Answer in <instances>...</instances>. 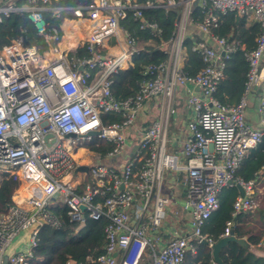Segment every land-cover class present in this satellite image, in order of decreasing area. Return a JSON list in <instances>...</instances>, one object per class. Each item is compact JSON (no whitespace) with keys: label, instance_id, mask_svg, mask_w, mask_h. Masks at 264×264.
Here are the masks:
<instances>
[{"label":"built area","instance_id":"2783aa9c","mask_svg":"<svg viewBox=\"0 0 264 264\" xmlns=\"http://www.w3.org/2000/svg\"><path fill=\"white\" fill-rule=\"evenodd\" d=\"M61 1L0 0V23L12 13H27L49 50L57 53L46 60V50L40 51L36 43L24 45L19 38H12L0 49V176L18 182L13 203L0 214V264L30 263L44 225L41 220L56 227L60 224L48 209L56 198L69 206L74 221L84 222V213L108 219L106 252L89 263L69 259L67 264H143L149 249V264H184L187 251H195L185 235L176 234L156 248L146 233L149 226L159 228L167 216L170 198L163 192L166 170H186L184 207L192 215V235L207 239L209 245L214 242L202 234V227L219 208V193L224 188L241 186L245 195L235 199L232 218L226 221L221 238L231 234L240 212L258 206L252 197L255 179L236 177V171L264 137V0H92L76 7ZM158 8L177 11L174 35L159 46L166 58L146 64V79L139 92L118 100L112 93V75L133 66L134 54L143 49L121 21L132 15L142 30L160 36L159 24L144 16V10ZM197 8L202 13L200 20L194 15ZM45 12H51L55 19L66 13L65 20L77 22L70 29L77 31L78 39L63 49L65 31L60 34L56 27L49 28ZM229 13L250 16L262 28L257 47L246 53L249 72L245 94L237 105L223 104L215 96L224 78L225 60L239 48L213 33L220 15ZM190 25L205 35L192 46L205 63L194 76L183 71ZM121 36L126 42L124 50L116 54L104 51L110 38ZM148 41L152 39L144 42ZM83 46L91 56H69V51ZM187 84L198 87L199 93L193 91L188 98L192 118L188 123L190 136L183 147L187 162L181 166L179 156L167 150V132L176 112L175 93ZM155 98L159 114L141 133L137 150L120 172L100 161L92 165L83 162L85 153L79 151L86 148L81 142L93 137L115 144L107 157H117L131 147L129 131L144 104ZM254 99H258L259 129L246 117ZM106 113L121 114L124 119L106 124ZM92 131L100 132L94 136ZM136 161L143 162L138 172H134ZM81 165H88L91 181L73 184L71 171L82 172L78 171ZM22 232L28 234L26 242L10 251Z\"/></svg>","mask_w":264,"mask_h":264},{"label":"trees","instance_id":"16d2710c","mask_svg":"<svg viewBox=\"0 0 264 264\" xmlns=\"http://www.w3.org/2000/svg\"><path fill=\"white\" fill-rule=\"evenodd\" d=\"M91 1L62 0L61 4L76 7L88 5ZM65 14L63 13L60 19H55L51 16V12H45L44 16L49 23V28L56 27L62 34ZM194 15L199 20L202 17V13L199 12L198 8L195 9ZM144 16L148 20L158 23L162 28V33L160 36L150 35V33L140 28L139 20L132 15L121 21V24L131 32L137 44L152 39L156 46L147 47L135 53L133 66L119 70L112 75V93L118 100L133 97L139 92L141 84L146 79L143 74L145 65L151 62L157 63L166 58V54L159 46L161 43L169 41L176 29V9L170 11L159 8L146 9L144 10ZM261 31L260 23L250 16H240L235 13L220 15L219 23L217 27L213 28V33L239 45V48L225 60L224 78L220 81L215 93L216 98L221 103L237 105L244 96L249 72L246 53L257 47V39ZM12 38H26L28 42L36 43L40 51L49 50L43 36L37 33L34 25L28 19L27 13L24 12L12 13L0 23V49L9 43ZM198 39L197 36H187L185 39L187 56L183 71L189 76L198 74L205 66L200 53L192 50V46ZM69 56L89 57L91 53L83 46L69 51ZM103 117L106 124L121 122L124 119L121 114L116 113H106ZM114 147L113 142L98 137H93L85 145L87 152H91L96 161L106 159L108 153ZM80 151L82 152V150ZM142 163V161L135 162L134 172L141 169ZM263 166L264 137L259 145L243 159L236 171V177L246 181L254 180ZM92 182L94 183V181ZM17 190V181L12 177L0 176V214L6 210L8 205L13 203V195ZM239 195L240 192L237 186L226 187L219 193V208L202 227L204 236H207L213 242L221 238L220 235L225 229L226 221L232 218L233 203ZM258 207L259 205L256 208L257 211L263 214L264 206ZM48 209L60 224L58 227L51 224L42 225L38 234L37 246L29 264H67L69 259L89 263L106 252L107 237L105 228L108 224L107 218L94 219L88 213H84V222L74 221L69 214V206L63 202L52 204ZM246 214L252 213L240 212L235 219H241ZM233 231L238 238H241L245 233L248 234V243L229 242L220 252L224 264H264V255H259L252 247L261 242V236L252 234L251 231L241 232L238 227L233 228ZM191 243L195 247V251H187L184 264H217L213 259L209 243L197 238L192 239Z\"/></svg>","mask_w":264,"mask_h":264},{"label":"crops","instance_id":"0c3cea01","mask_svg":"<svg viewBox=\"0 0 264 264\" xmlns=\"http://www.w3.org/2000/svg\"><path fill=\"white\" fill-rule=\"evenodd\" d=\"M83 25L88 26L87 21H82ZM77 26V22L73 20H65L63 24V32L65 31L66 38L69 39V43L78 39V33L74 29H70L71 26ZM186 36L204 38L205 35L199 31L195 26L190 25L186 31ZM65 40V39H64ZM66 42V40H65ZM67 43V42H66ZM126 48V42L124 37L116 39L112 37L108 40L105 52L116 54ZM46 60H51L56 57L55 52L46 50L44 52ZM199 93V89L191 84L180 86L175 93V107L176 112L172 115L167 132V150L170 153L177 154L179 156V164L184 166L186 164V157L183 154L184 143L190 136L188 129V123L192 118V110L188 104V98L192 92ZM157 107V109H156ZM159 114V100L152 99L147 101L143 108L139 111L138 117L129 131V137L132 141V146L127 148L121 155L117 157H107L104 160H100L101 163L108 165L111 168L120 172V168L130 159L131 155L137 150L138 138L141 133L152 123V121ZM246 117L249 124L253 128H261L260 115L258 112V99L253 100V104L246 110ZM85 152V149H82ZM82 152L79 151V154ZM85 161V160H84ZM96 161V160H95ZM188 176L184 168L179 170H166L163 192L169 196L170 202L167 206V216L163 221V224L159 228L149 226L146 230L156 248L167 244V242L176 234L185 235L188 241L191 243L195 237L192 235V215L188 209H185L184 202L187 194ZM240 192V191H239ZM264 192V168H262L255 178L254 193L252 197L258 201ZM221 193V192H220ZM139 198V197H137ZM61 198H56L52 204L61 202ZM258 207V208H259ZM257 208V207H256ZM248 210L252 214L244 215L241 219H235L234 227H238L241 232L251 231L252 234L260 235L261 242L252 247L259 255H264V213L261 214L257 209ZM243 212V211H242ZM132 219L134 218V207L130 211ZM254 213V214H253ZM239 215V214H238ZM235 234V233H234ZM27 233L21 234L20 238L23 239L20 244H17L15 250H18L24 245L27 240ZM237 237V235L235 234ZM238 238V237H237ZM244 243H248V234H243L240 238ZM149 258V259H148ZM150 260L148 262V260ZM147 261V262H146ZM152 261V253L149 249L143 260V264H149ZM146 262V263H145Z\"/></svg>","mask_w":264,"mask_h":264},{"label":"rangeland","instance_id":"374dc122","mask_svg":"<svg viewBox=\"0 0 264 264\" xmlns=\"http://www.w3.org/2000/svg\"><path fill=\"white\" fill-rule=\"evenodd\" d=\"M65 39H66V42L69 41L68 38L65 37ZM155 46H156V44H155L154 41H148V42L141 41L138 44V47L139 48H143V49L144 48H147V47H155ZM48 51H50V50H48ZM156 109H157V107H156ZM89 141L90 140H84L83 142H81V145L83 144L85 146ZM82 153H85V154H83L85 156V159H84L85 161H83V162H86L87 164H90V165H92L95 162L94 156H93V154L91 152H87V150H86L85 152L82 151ZM71 173H72L71 183H73V184H78L79 181L80 182L81 181H86V182L87 181H90V176L87 173H84V172L75 173V170H72ZM259 203H260V206L261 205L264 206V192L261 195V197L259 198ZM148 215L149 214H147L146 217L144 218V223L145 224H148V221H149ZM21 234H23V232L20 233L15 238V240L12 242V244L10 246V251H14L16 249V247L18 246L17 244H20L19 242H22L23 241V239L20 238Z\"/></svg>","mask_w":264,"mask_h":264},{"label":"water","instance_id":"95a60500","mask_svg":"<svg viewBox=\"0 0 264 264\" xmlns=\"http://www.w3.org/2000/svg\"><path fill=\"white\" fill-rule=\"evenodd\" d=\"M23 42H24V45L28 44V41H27L26 38L23 39ZM51 45H52V47H55V42L52 41ZM82 68H83L82 66H79V69H82ZM99 132L100 131H92V132H90V134L96 136ZM71 136H76V134H71ZM88 170H89L88 165H81V166L78 167V171H82V172L87 173ZM237 187H238V189L240 191V194L242 196H244L245 192H244L243 188L241 186H237ZM121 188H124V186L122 185ZM81 208H82V210H85V206H82ZM41 222L43 224H46L45 220H41ZM202 241L205 242V243H209V241L207 239H203ZM231 241H238L240 243H244V241L242 239L237 238L235 236L234 231L232 230L231 234L229 236L222 237L218 241H216V242H214L213 244L210 245L211 249H212L213 259H214V261L217 264H224V262H223V260H222V258L220 256V252ZM5 259H7V257Z\"/></svg>","mask_w":264,"mask_h":264},{"label":"bare ground","instance_id":"6f19581e","mask_svg":"<svg viewBox=\"0 0 264 264\" xmlns=\"http://www.w3.org/2000/svg\"><path fill=\"white\" fill-rule=\"evenodd\" d=\"M66 40V39H65ZM71 43H69V41L66 43L65 41L64 42H62V44H61V46H62V48L64 49V48H66L68 45H70Z\"/></svg>","mask_w":264,"mask_h":264}]
</instances>
